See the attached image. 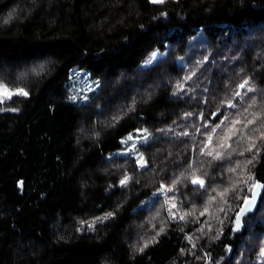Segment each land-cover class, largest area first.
I'll return each mask as SVG.
<instances>
[{"label":"trees","instance_id":"obj_1","mask_svg":"<svg viewBox=\"0 0 264 264\" xmlns=\"http://www.w3.org/2000/svg\"><path fill=\"white\" fill-rule=\"evenodd\" d=\"M0 85V264H264V0H0Z\"/></svg>","mask_w":264,"mask_h":264},{"label":"rangeland","instance_id":"obj_2","mask_svg":"<svg viewBox=\"0 0 264 264\" xmlns=\"http://www.w3.org/2000/svg\"><path fill=\"white\" fill-rule=\"evenodd\" d=\"M153 52L166 54V50H163L161 48H156L155 50H153L151 53H149L141 61V63H140L141 66L151 65V64L155 63V61H157L159 58H161V56H157L156 60H154L151 64L146 65L145 62L149 59V57L152 55ZM98 86H99L98 80L93 78L92 76H90V71L88 69L75 66V68L73 69V71L71 73V77L68 81V87H69L70 95H71L72 99L79 100V101H85L84 97L86 96L88 99L89 96L98 88ZM18 89H20V88H17V89L7 88L8 92L14 93L12 95L18 94L17 93ZM12 95L9 96V95H6L4 93H0V100L3 99V97L4 98L5 97H11ZM130 134L127 135L126 137L127 138L131 137L129 140H130V143L132 145V148L125 146L122 149V151L134 155L138 159L139 163L141 165H143L145 163V160L142 157V154L140 153L138 148H136V147L139 143L142 142L140 140L147 136V132L139 131L137 129L136 131H134ZM126 137L124 139L125 141H126ZM144 141H146V140H144ZM152 197H153V194L151 196H148L147 198H145L143 201H141V204H145V203L150 202Z\"/></svg>","mask_w":264,"mask_h":264},{"label":"snow or ice","instance_id":"obj_3","mask_svg":"<svg viewBox=\"0 0 264 264\" xmlns=\"http://www.w3.org/2000/svg\"><path fill=\"white\" fill-rule=\"evenodd\" d=\"M153 2H160V3H162L163 0H153ZM164 55H165V53L153 52L152 55L149 57V59H148L145 63H146V65H147V64H151L154 60L157 59V56H161V57H163ZM181 59H182V58H181ZM205 59H207V58L205 57ZM200 63H202V61H201ZM194 74H195V73H193V75H194ZM191 78H192L191 75L185 77L186 80H187V79H191ZM247 84H248V81L246 80V81H244L243 84L239 85V87H240V88H244ZM178 87H180V85H178ZM249 90H251V89H249ZM0 93H4V94L9 95V96L12 95V94H14V93H10V92H8L7 87H6V86H3V85H0ZM17 93H18V94H21V95H25V96L28 95V93H27L26 91H24L23 89H18V90H17ZM236 94L239 95V93H236ZM84 99L86 100L87 97L85 96ZM186 115H190V114H186ZM249 123H251V121H249ZM129 138H131V137H129ZM144 139L146 140L147 137H144ZM133 147H134V146H133ZM250 150H251V149H249V151H250ZM208 154L211 155L212 153L209 152ZM141 166H143V165H141ZM128 179H129V177H125V179L121 181V184H125V183H127ZM249 179H252V178L249 177ZM247 182H248V181H244V183H247ZM192 183H193V184H200L201 186H203L204 181L201 180V179H199V178H196V179H193V180H192ZM260 188H264V185H262V184H260V183H258V182H254V183H253V185H252V189H250V191H252L251 199L245 201V204L248 206V209H249V210H250L251 207L254 205L255 200H256V197H257V192H256L255 190H256V189H260ZM170 190H171V189H169V191H170ZM160 191L163 192L164 189L162 188V189H160ZM244 211H245V209H241V212H242V213H243ZM109 215H111V214H109ZM181 219H183V217H181ZM240 227H241V224H240V217L238 216V217H237V221H236V229L239 230ZM189 239H190V238H189ZM144 247H147V244H145ZM139 250H140V251H143V248H141V249H139ZM262 254H264V250H262Z\"/></svg>","mask_w":264,"mask_h":264},{"label":"water","instance_id":"obj_4","mask_svg":"<svg viewBox=\"0 0 264 264\" xmlns=\"http://www.w3.org/2000/svg\"><path fill=\"white\" fill-rule=\"evenodd\" d=\"M258 183L264 185V182L263 180H257ZM257 192V197H256V200H255V203L254 205L251 207V209L249 210L248 209V206L244 203L242 208L241 209H245V211L242 213L241 210L239 211L237 217L239 216L240 217V224H241V227L240 229H242L244 227V222H243V218L246 214L250 213V212H253L257 206L259 205L260 203V200H261V194H262V191H263V188H260V189H256L255 190ZM252 196V195H251ZM251 196L249 198H247L246 200H250L251 199ZM236 221H237V218H236ZM239 229V230H240Z\"/></svg>","mask_w":264,"mask_h":264},{"label":"bare ground","instance_id":"obj_5","mask_svg":"<svg viewBox=\"0 0 264 264\" xmlns=\"http://www.w3.org/2000/svg\"><path fill=\"white\" fill-rule=\"evenodd\" d=\"M167 127H168V126H167ZM167 127H164V128H166V131H167V129H170L169 127H168V128H167ZM170 127H171L172 130H173V127H172L171 125H170ZM164 128H162V130H163ZM160 130H161V129H159V131H160ZM163 131H164V130H163ZM168 131H169V130H168ZM170 131H171V129H170ZM160 132H161V131H160ZM171 132H172V131H171ZM171 132H170V133H171ZM162 133H165V132H162ZM166 133H169V132H166ZM170 133H169V134H170Z\"/></svg>","mask_w":264,"mask_h":264}]
</instances>
